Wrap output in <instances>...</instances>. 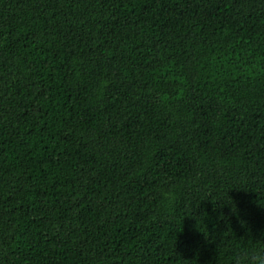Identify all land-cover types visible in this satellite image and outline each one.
Segmentation results:
<instances>
[{
    "label": "trees",
    "instance_id": "1",
    "mask_svg": "<svg viewBox=\"0 0 264 264\" xmlns=\"http://www.w3.org/2000/svg\"><path fill=\"white\" fill-rule=\"evenodd\" d=\"M261 250L264 0H0V264Z\"/></svg>",
    "mask_w": 264,
    "mask_h": 264
},
{
    "label": "clouds",
    "instance_id": "2",
    "mask_svg": "<svg viewBox=\"0 0 264 264\" xmlns=\"http://www.w3.org/2000/svg\"><path fill=\"white\" fill-rule=\"evenodd\" d=\"M162 200L169 201L173 193L167 188L160 193ZM233 264H264V250L261 251H241L233 259Z\"/></svg>",
    "mask_w": 264,
    "mask_h": 264
}]
</instances>
